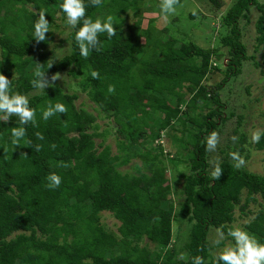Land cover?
I'll list each match as a JSON object with an SVG mask.
<instances>
[{
  "label": "trees",
  "instance_id": "obj_1",
  "mask_svg": "<svg viewBox=\"0 0 264 264\" xmlns=\"http://www.w3.org/2000/svg\"><path fill=\"white\" fill-rule=\"evenodd\" d=\"M205 1L214 9L221 8L219 0ZM62 2L0 0V74L11 80L10 96L18 93L28 98L36 121L35 126L31 122L20 125L15 115L7 123L0 121V264H193L197 256L204 264H212L208 261L209 230H219L234 245L228 232L235 209L245 215L251 203L259 209L245 229L264 244V174L235 168L224 149L216 162L222 175L213 180L214 164L206 151L207 137L213 131L220 135L228 119L219 89L239 75L242 61L247 60L238 22L255 7L261 13L256 40L262 44L264 5L258 0H232L221 21L229 34L220 39L230 59L219 68L213 65L221 57L218 48L202 49L189 41L175 48L177 41L168 34L169 28L155 27L156 19L163 16L161 0H102L100 6L83 0L86 18L103 22L113 16L116 35L109 39L106 33L100 34V50H91L85 59L75 41L81 20L68 34L69 52L56 60L48 46L59 28L56 18L65 20L59 9ZM41 11L49 32L44 41L37 42L33 24ZM145 14L156 17L134 35L135 27L127 26V20H143ZM198 14L189 16L194 19ZM37 65L48 83L52 75L64 71L81 77L77 84L97 109L120 119L116 132L124 142L119 149L125 156H111L103 141L96 146L95 138L104 135L90 132L96 117L76 107V93H65L57 85L32 86L31 81L38 79L34 75ZM92 71H98L100 78L93 79ZM215 73L224 75L222 81L206 86L203 82ZM109 85L115 86L114 93L108 92ZM56 103L64 104L67 112L43 120V110ZM159 114L170 116L156 119ZM148 121H152L150 129L143 126ZM175 122L180 128L173 127ZM16 127H24L26 135L13 145L11 129ZM170 130H174L171 135ZM233 134L236 139L228 141L227 148L234 144L233 151L242 155L248 139L239 131ZM162 137L172 138L180 149L167 163L162 145H154ZM150 143L152 147L146 150ZM254 148L264 150V133ZM132 158L142 164L135 168L137 174L121 173L118 168ZM169 163L172 174L175 171L183 179L177 207L171 199ZM181 165L187 172L177 170ZM51 173L61 177L57 189L46 187ZM102 212L120 223L118 240L102 227ZM174 221L192 223L185 245L187 261L177 259L178 252L170 246ZM144 239L156 251L141 246Z\"/></svg>",
  "mask_w": 264,
  "mask_h": 264
},
{
  "label": "rangeland",
  "instance_id": "obj_2",
  "mask_svg": "<svg viewBox=\"0 0 264 264\" xmlns=\"http://www.w3.org/2000/svg\"><path fill=\"white\" fill-rule=\"evenodd\" d=\"M149 1V0H148ZM221 3L220 9H214L205 0H180V4L176 6V13L174 15H169L165 20L163 16L160 19H156L155 27L158 29H163L165 27L169 28V35L176 39L177 43L175 48H179L182 43L192 42L202 49H213L218 48L220 50L221 57L217 59L215 64L219 68H223L227 65L226 62L230 59V55L227 48H222L220 46V39L225 35L229 34L227 28L222 24V17L225 12L231 6L232 0H219ZM258 2L264 5V0H258ZM47 10H50L47 8ZM192 13H199L194 19L189 16ZM2 15V13H0ZM3 16V15H2ZM261 13L255 8L250 7L247 13V18L241 19L238 22V27L240 31V43L242 44L247 60L242 61L240 66V73L236 78L229 80L219 89V98L221 100V105L224 106L223 112L225 117L228 119L224 125L220 128L222 130L221 134L218 135V144L215 151L209 152V161L211 164H215L220 161L221 151L224 149L228 154L229 160L232 163L234 161L231 159L229 153L233 151V145L229 142L233 137V131H239L247 137V144L245 145L246 151L242 153V157L246 161L242 169L255 174H264V150L258 151L254 148L255 143L251 140V134L259 130L260 133H264V42L262 44L257 43L258 33L256 31V23ZM155 14H145L143 20L132 19L131 17L127 20V26H134L132 29L134 35L139 34L147 26V21L151 18H155ZM66 19V18H65ZM55 22L59 25V28L53 32V40L48 46L55 59H59L61 56L69 52V42H67L68 34L71 31V27L65 23V20L58 17ZM141 43H144L143 39H140ZM60 78L52 81L50 78V85H57L65 93H76L78 99L75 102L76 107L79 109H84L96 117L94 123V129L90 132L96 134H103L104 137L95 138V144L98 146L103 141V146L109 148L111 156H119L122 158L126 154L119 149L120 144L124 143L117 135V125L120 120L117 117H110L100 112L88 98V96L80 90L77 84L80 80V76L73 77L67 73V71L58 73ZM53 76V75H52ZM51 76V77H52ZM223 74H212L203 82L206 86H212L214 84L220 83L223 79ZM186 83H190L189 81ZM185 86L186 87V84ZM13 86V85H12ZM14 87V86H13ZM12 87V88H13ZM185 91V88L182 90ZM190 95H186V100L189 99ZM206 111H203V114ZM3 113H0L2 116ZM169 114L163 115L159 114L155 118L160 119L165 117L169 119ZM242 118L241 123L238 125V119ZM152 121L144 123L146 129H150ZM176 129L180 128L177 122L174 126ZM170 135L174 133V130H170ZM174 136V135H173ZM172 136V138H173ZM172 138L162 137L156 144H161L164 149V161L167 163L169 159L179 153L177 143H172ZM152 147V143L146 144L145 149L148 150ZM143 148V149H144ZM144 149V150H145ZM102 150V149H100ZM99 150V151H100ZM221 150V151H220ZM169 155V158L168 156ZM162 156V157H163ZM142 166L139 158H132L127 165L121 166L118 170L121 173H127L130 175L137 174L135 168H140ZM168 178L172 187L171 199L173 200L175 206L182 199L181 189L183 184V179L177 176L174 171L172 174V167L170 163L168 164ZM182 172H187L185 166L181 165L177 167V170ZM178 170V171H179ZM170 173V174H169ZM174 175V177H173ZM178 182L175 184V179ZM245 197V192L242 194V199ZM259 209L257 203L250 204L246 209V214L243 215L238 208L234 212V221L231 224L232 229L239 227L241 230L246 231L245 225L248 224L254 217L255 213ZM100 223L107 233H109L110 238L115 240L119 239L118 227L120 223L114 219V217L109 212H102L99 214ZM192 223L186 221L177 222L174 221L172 224V245L178 252L177 259L181 261L188 260V254L185 250V245L189 241V234L191 231ZM248 233V232H247ZM225 237V235H224ZM208 242L210 244V259L212 264H216V255L218 252L223 250L225 247L233 246L232 241L225 237L220 240V233L217 229L211 228L207 236ZM146 246L151 252L156 251L154 244L150 243L148 240L144 239L141 246ZM184 254V259H180V255Z\"/></svg>",
  "mask_w": 264,
  "mask_h": 264
},
{
  "label": "clouds",
  "instance_id": "obj_3",
  "mask_svg": "<svg viewBox=\"0 0 264 264\" xmlns=\"http://www.w3.org/2000/svg\"><path fill=\"white\" fill-rule=\"evenodd\" d=\"M92 6H100L102 0H89ZM180 4V0H161L159 4L160 13L166 20L169 15L176 13V6ZM59 9L65 15V23L71 28H76L83 21L82 26L75 32V41L79 47L81 57L87 59L91 50H100L101 42L98 37L100 34L106 33L108 38L116 35V29L113 27V16L109 15L102 22L99 18L93 21L91 17L86 18V8L83 0H63L59 5ZM45 12L39 13L38 19L33 24L34 32L33 37L37 42L45 40V34L49 32V22L45 18ZM195 15V13H193ZM215 64V63H214ZM216 65V64H215ZM51 67V66H50ZM34 75L38 79L31 81L34 88L44 89L49 87L50 84L44 78V73L40 70V65ZM93 79H99V72L92 71L90 73ZM59 74L51 77L52 81L59 79ZM11 80L7 79L4 75L0 74V121L7 123L10 118L15 115L19 118L20 125H27L30 122L35 126V109L30 108L28 98L24 95L13 94L9 95ZM108 92L114 93L115 86L109 85ZM67 112V108L62 103L55 105L49 104L48 107L42 112V119L48 120L57 113L63 114ZM26 129L24 127H16L11 129L12 144L18 145L19 141L25 137ZM39 139H43L40 133L36 134ZM260 131L256 130L251 134L253 143H258L260 140ZM233 140L236 138L233 137ZM218 144V133L211 132L206 140V151H215ZM40 145H37L36 150H40ZM50 147L55 148V145ZM231 159L234 161L233 166L240 169L245 165L246 161L237 152L229 153ZM213 180H218L222 175V169L218 163L214 164L213 170L210 173ZM49 183L46 185L49 189H57L62 183L61 177L55 173H51L46 177ZM220 233V240H223L224 234ZM230 236L235 244L233 246L225 247L216 255V264H264V244H259L253 236H250L246 231L241 230L239 227L229 230ZM180 259H184V254H181ZM90 264V262H86ZM193 264H204L202 257H194Z\"/></svg>",
  "mask_w": 264,
  "mask_h": 264
},
{
  "label": "built area",
  "instance_id": "obj_4",
  "mask_svg": "<svg viewBox=\"0 0 264 264\" xmlns=\"http://www.w3.org/2000/svg\"><path fill=\"white\" fill-rule=\"evenodd\" d=\"M213 65L215 66V64L213 63Z\"/></svg>",
  "mask_w": 264,
  "mask_h": 264
}]
</instances>
